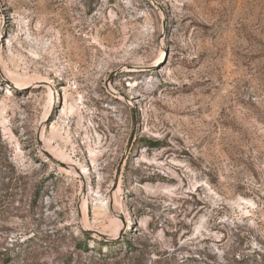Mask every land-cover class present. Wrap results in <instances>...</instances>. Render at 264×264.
<instances>
[{
  "label": "rangeland",
  "instance_id": "rangeland-1",
  "mask_svg": "<svg viewBox=\"0 0 264 264\" xmlns=\"http://www.w3.org/2000/svg\"><path fill=\"white\" fill-rule=\"evenodd\" d=\"M84 233L264 264V0H0V251Z\"/></svg>",
  "mask_w": 264,
  "mask_h": 264
},
{
  "label": "trees",
  "instance_id": "trees-1",
  "mask_svg": "<svg viewBox=\"0 0 264 264\" xmlns=\"http://www.w3.org/2000/svg\"><path fill=\"white\" fill-rule=\"evenodd\" d=\"M149 144H153L150 141H146ZM75 249L69 252L66 256L61 255L62 264H72L77 260H81L82 254H88L89 251H94L98 258L104 260L106 258H115L117 254V249L115 247L123 240L124 244L129 247L130 243L126 239L121 240H104L102 238H92L89 233H84L81 238L75 239ZM92 242V243H91ZM51 242L48 241V237H29L16 244L13 248L12 255H9L6 250L0 251V259L3 263H9L13 259H24L22 264L28 260L29 257L37 258L40 250L49 247ZM105 247V249H103Z\"/></svg>",
  "mask_w": 264,
  "mask_h": 264
},
{
  "label": "bare ground",
  "instance_id": "bare-ground-1",
  "mask_svg": "<svg viewBox=\"0 0 264 264\" xmlns=\"http://www.w3.org/2000/svg\"><path fill=\"white\" fill-rule=\"evenodd\" d=\"M18 85H20V87H25V84H18ZM26 89V88H25Z\"/></svg>",
  "mask_w": 264,
  "mask_h": 264
}]
</instances>
